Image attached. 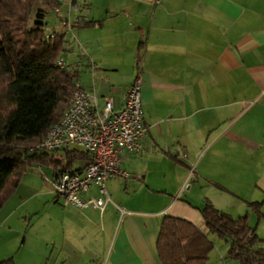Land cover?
<instances>
[{
  "label": "crops",
  "instance_id": "crops-1",
  "mask_svg": "<svg viewBox=\"0 0 264 264\" xmlns=\"http://www.w3.org/2000/svg\"><path fill=\"white\" fill-rule=\"evenodd\" d=\"M74 1L78 9L66 6L53 21L72 40L63 55L69 69L98 108L110 97L114 110L140 75L147 137L140 153L123 156L127 177L108 181L112 204L103 212L64 207L41 180L53 171L31 167L0 210V226L22 228L15 214L30 215L31 188L55 204L26 222L21 263L160 264L161 219L207 233L199 213L206 202L247 215L264 248V220L256 225L246 205L263 202L264 212V0ZM84 197H99L97 189ZM208 237L215 249L216 236ZM226 251L208 263L234 264Z\"/></svg>",
  "mask_w": 264,
  "mask_h": 264
},
{
  "label": "trees",
  "instance_id": "trees-1",
  "mask_svg": "<svg viewBox=\"0 0 264 264\" xmlns=\"http://www.w3.org/2000/svg\"><path fill=\"white\" fill-rule=\"evenodd\" d=\"M37 5L40 9L33 12ZM54 5L46 0H0V210L30 167L73 174L91 161L88 152L76 147L50 152L31 149L59 122L78 82L76 72L56 65L65 54L66 35L54 30L52 37L47 36L45 8ZM246 205L256 216V225L264 220L263 202ZM199 213L207 233L184 219H161L156 239L160 264H209L214 245L208 235L227 245L225 260L264 264V248H259L256 226L249 225L247 215L234 218L209 202ZM0 264H13V259Z\"/></svg>",
  "mask_w": 264,
  "mask_h": 264
},
{
  "label": "built area",
  "instance_id": "built-area-1",
  "mask_svg": "<svg viewBox=\"0 0 264 264\" xmlns=\"http://www.w3.org/2000/svg\"><path fill=\"white\" fill-rule=\"evenodd\" d=\"M54 3L53 11L59 15L67 6L78 9L74 0H46ZM149 6H157L161 0H144ZM46 29L47 36L53 31ZM59 68H68V62L61 56L57 59ZM140 75L135 76L119 110H114L112 98H106L103 107L98 108L96 98L75 82L68 105L58 123L52 125L42 141L31 148L36 151H57L70 147L89 153L91 161L80 173L58 171L51 179L45 178L64 207L84 210L89 207L103 212L112 201L107 192L109 180L127 177L120 167L123 156L138 154L143 150L147 127L141 107ZM97 189L99 197L85 198L91 188ZM119 213L124 210L118 208Z\"/></svg>",
  "mask_w": 264,
  "mask_h": 264
},
{
  "label": "rangeland",
  "instance_id": "rangeland-1",
  "mask_svg": "<svg viewBox=\"0 0 264 264\" xmlns=\"http://www.w3.org/2000/svg\"><path fill=\"white\" fill-rule=\"evenodd\" d=\"M111 1L114 2V0H111ZM105 2H107V0H103V3H105ZM38 9H40V5H37L34 8L33 12L38 10ZM45 9H46L45 10L46 15L44 18V23H45L47 29L53 30V28H55V27H53V21L58 16L54 13L52 8L46 7ZM71 42H72V40H71L70 36H66L65 45H64L65 49H66L67 45ZM76 165H81V163L76 164ZM29 169L25 173L30 172ZM35 170L38 171L37 169H35ZM45 178H46V176L41 175V180L44 183L48 184L49 182L47 180H45ZM36 187H37V185H36ZM31 191L32 192L26 193V195L28 197H30L29 199H31V198L32 199L29 201L28 204L25 205L26 208H28L30 215L26 216L25 221H23V216H20V214H22V211H19L15 214V219H16V221H17V219L20 221L19 223L21 224L22 228H19L17 226V228L14 230H13V228H11L10 230H6V229L4 230L3 227L0 226V229H1L0 230V261L8 259L10 257H13L16 264H24V262L21 263V261L23 260V255L25 253H28V250H29V246H26V245L23 246L22 245V241L24 238V230L27 228L26 226H28V225H26V222H29L32 218L33 219L36 218L35 215H38V213H41V214L50 213V211L52 210V208L55 204V202L53 201V196L33 198L34 196H32V195L34 193V188H31ZM30 211H33V212H30ZM253 223L254 222H252V224ZM214 244H215V249H214L213 253L211 254V258L212 257L214 258V256H217V250L220 251L221 249H223V247H226V244L222 240L218 239L217 237H214ZM211 258H210V261L213 262L211 260ZM234 264H238V263L234 262Z\"/></svg>",
  "mask_w": 264,
  "mask_h": 264
}]
</instances>
